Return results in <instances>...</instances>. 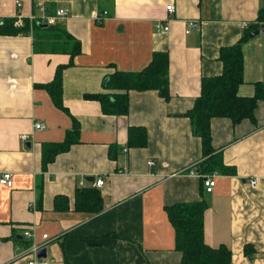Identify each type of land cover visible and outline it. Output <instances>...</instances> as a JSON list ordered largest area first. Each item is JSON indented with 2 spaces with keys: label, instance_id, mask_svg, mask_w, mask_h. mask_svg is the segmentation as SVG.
Listing matches in <instances>:
<instances>
[{
  "label": "crops",
  "instance_id": "0c3cea01",
  "mask_svg": "<svg viewBox=\"0 0 264 264\" xmlns=\"http://www.w3.org/2000/svg\"><path fill=\"white\" fill-rule=\"evenodd\" d=\"M58 9L67 16L55 28L39 22ZM261 9L264 0H0L3 23L20 15L29 25L25 34H0V176L12 180L0 184V264H27L20 254L34 243L50 264H180L165 208L201 200L205 244L226 248L229 264H264V99L253 120L211 119L212 147L234 173L210 174V193L197 173L201 140L185 116L202 79L222 74L220 50L244 34L238 95L253 97L255 84L264 85ZM188 21L198 29L186 35ZM61 30L79 42L73 58ZM157 52L168 57V100L129 91L128 113L116 116L86 98L107 93L104 81L115 72L142 71ZM59 68L63 108L43 87ZM130 127L146 130L145 146L128 145ZM68 141L43 163L44 146ZM98 179L104 184L93 187ZM85 188L98 192V204L82 207L77 191Z\"/></svg>",
  "mask_w": 264,
  "mask_h": 264
},
{
  "label": "trees",
  "instance_id": "16d2710c",
  "mask_svg": "<svg viewBox=\"0 0 264 264\" xmlns=\"http://www.w3.org/2000/svg\"><path fill=\"white\" fill-rule=\"evenodd\" d=\"M257 20V22L264 21L263 9L260 10ZM12 21V19L6 20L0 26V34L18 35L29 31L27 21L21 29L13 27ZM48 27L55 28L56 24ZM255 28L258 30L257 24ZM61 31L60 42L63 40L66 44L63 51L73 58L80 53L79 42L66 31ZM246 40L247 34H244L236 45L220 50L219 59L223 65L222 74L202 79L200 94L193 107L185 113V116L192 123L194 135L201 140L203 159L197 167V173L201 177L218 171L227 175L234 173L233 170L224 166L220 152L212 147L211 119L229 118L234 124L244 119L253 120L257 102L264 99V85L262 84H255L253 97L245 98L238 95L239 86L243 83L242 44ZM43 87L48 91L54 104L63 108L61 68L57 69L53 81L43 85ZM104 89L108 92L86 96V98L98 101L102 112L107 115L124 116L128 113L129 91H156L161 98L168 100L170 96L167 54L154 53L151 62L142 71L113 73L106 77ZM146 140L147 134L144 128L130 127L128 129V145L130 147H143ZM70 144L71 142L68 141L62 144L44 146L42 148L43 163L47 164L52 161L58 153L67 150ZM78 194L81 197H86L87 203H82L83 208H88L91 204L96 205L100 201L98 192L90 188L81 189L77 191ZM206 207V203L201 200L192 203H177L165 208L174 228L176 250L181 253L180 264L230 263V252L226 248L214 249L204 242L203 213Z\"/></svg>",
  "mask_w": 264,
  "mask_h": 264
},
{
  "label": "built area",
  "instance_id": "2783aa9c",
  "mask_svg": "<svg viewBox=\"0 0 264 264\" xmlns=\"http://www.w3.org/2000/svg\"><path fill=\"white\" fill-rule=\"evenodd\" d=\"M17 6H20L19 3H17ZM166 12L167 14H173L174 12V7L173 5H168L166 6ZM67 16V12L64 9H58L55 12V15L50 16V17H43L39 19L40 23H44L47 26H54L58 20L63 19L64 17ZM29 21L31 22H37L38 19H36L34 16H30L28 18ZM96 20H100V17L98 16ZM26 19L24 20L20 15H16L13 18V25L14 27L20 29L23 28L25 26L26 23ZM3 23V19L0 18V25H2ZM248 24H244L243 27L246 28L248 27ZM257 26H258V33L260 35H264V21L262 22H257ZM156 30L157 31H168V25H161V24H156L155 25ZM198 29V22L196 21H188V23L186 24V28L184 30V33L187 35L193 31H196ZM34 128L37 130H41L43 129V125L41 123H35ZM27 135L22 136V141H26L27 140ZM148 166L153 168L155 166V162L153 160H150L148 162ZM201 177V176H200ZM203 180V186L204 189L207 193L212 192L214 185H215V181L212 175H205L201 177ZM0 184L1 185H5L7 187H11L12 186V180H11V174L9 172H4L1 174L0 176ZM104 184L103 179H98L96 181H94V183L92 184L93 187H101ZM249 185L251 187H255L256 186V180H250L249 181ZM24 236L25 237H31V233L28 231L24 232ZM42 238L45 240L47 238V235H43ZM42 249V247L39 244H32V246L30 248H27L26 250L22 251L20 255H27V264H50L49 261L46 258H41L38 256V252Z\"/></svg>",
  "mask_w": 264,
  "mask_h": 264
},
{
  "label": "water",
  "instance_id": "95a60500",
  "mask_svg": "<svg viewBox=\"0 0 264 264\" xmlns=\"http://www.w3.org/2000/svg\"><path fill=\"white\" fill-rule=\"evenodd\" d=\"M44 27H48L47 25H43ZM257 32L253 33L252 35H250L251 37L256 35ZM38 256L39 257H44L46 256V250L45 249H41L39 252H38Z\"/></svg>",
  "mask_w": 264,
  "mask_h": 264
}]
</instances>
